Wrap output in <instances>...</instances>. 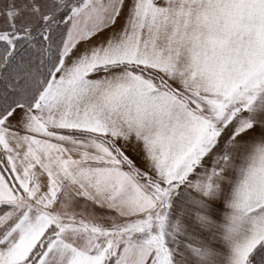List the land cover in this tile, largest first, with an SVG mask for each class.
I'll use <instances>...</instances> for the list:
<instances>
[{
	"label": "snow or ice",
	"instance_id": "obj_1",
	"mask_svg": "<svg viewBox=\"0 0 264 264\" xmlns=\"http://www.w3.org/2000/svg\"><path fill=\"white\" fill-rule=\"evenodd\" d=\"M0 264H264V0H0Z\"/></svg>",
	"mask_w": 264,
	"mask_h": 264
}]
</instances>
